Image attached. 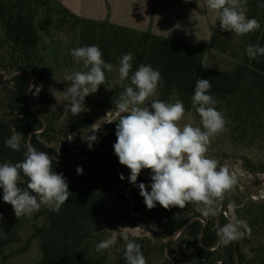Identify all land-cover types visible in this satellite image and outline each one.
I'll return each instance as SVG.
<instances>
[{
	"label": "trees",
	"instance_id": "16d2710c",
	"mask_svg": "<svg viewBox=\"0 0 264 264\" xmlns=\"http://www.w3.org/2000/svg\"><path fill=\"white\" fill-rule=\"evenodd\" d=\"M261 2L264 0H247L246 13L260 22V29L241 37L221 31L217 19L206 51L150 32L80 17L60 0H0V70L21 73L12 79L0 74V89L8 92L4 117L0 119V164L24 159V149L13 151L4 143L13 131L23 133L25 140L31 134V145L53 157V170L63 174L72 193L59 212L47 209L44 223L36 227L41 258L35 264H126L120 236L110 250L101 255L95 253L94 242L103 231V219L110 213L108 199L113 192L126 203L124 222L152 233L129 235L141 245L147 264H264V201H252L239 213V219L248 221L251 235L220 247L216 246V229L229 222L221 211L229 202L228 193L216 215L218 219L203 217L193 204L168 210L157 204L149 210L135 190L129 193L134 205L131 210L127 196V190L133 186L128 180L130 170L119 163L113 149L116 122L109 133L97 137L91 149L85 142L77 146L80 134L89 136L94 126L93 113L72 115L67 101L55 103L44 92L31 99L32 85L42 81L64 93L69 82L59 78L63 73L48 63L57 61L61 51L64 64L70 68L76 62L70 55L71 49L97 45L102 58L113 64V71L105 72L106 86L112 89L102 84L94 94L101 111L115 113L113 99L123 91L121 81L114 80L118 76V58L130 52L133 67L123 85L130 84L131 75L141 64L152 65L166 82L157 89L159 100H181L193 126H201L191 103L196 81L210 80L208 94L219 101L216 108L229 123L226 131L211 138L207 155L218 159L221 165L229 159H239L249 174L263 173L264 56L250 59L246 53L249 45L264 46V8L257 6ZM30 101L39 116L31 109ZM70 138L75 141L74 149ZM54 142L58 145L54 146ZM77 166L83 168L82 175L77 174ZM150 174V170H142L137 188L141 182L150 185ZM24 181L18 185L22 189L27 187V177ZM147 190L151 191L150 187ZM141 216L155 221L170 236H177L194 218L203 222L189 224L176 239L168 240ZM31 219L32 216L16 217L12 206L3 201L0 189V260L7 257L11 245L20 242L21 231ZM175 247L184 248L185 252L178 257L167 255Z\"/></svg>",
	"mask_w": 264,
	"mask_h": 264
},
{
	"label": "clouds",
	"instance_id": "9594fccd",
	"mask_svg": "<svg viewBox=\"0 0 264 264\" xmlns=\"http://www.w3.org/2000/svg\"><path fill=\"white\" fill-rule=\"evenodd\" d=\"M257 6L264 8V2ZM206 7L217 13L221 31L243 37L261 28L257 19L246 14L247 0H206ZM246 53L250 59L264 56V46L249 45ZM70 55L74 61L82 63L84 70L65 73L64 81L69 84L64 90V99L72 115H79L87 110L85 97L96 93L100 85L106 86L105 72H112L113 64L102 58L97 45L73 48ZM118 61L123 91L114 97L115 116L107 122H116L114 154L119 163L130 170L129 182L136 185L142 170L148 169L150 185L141 182L138 188L149 210L157 204L166 210L172 207L184 209L193 204L203 217H215L225 194L237 184V177L228 166L207 155L211 138L226 131L229 123L216 108L219 101L208 94L211 81L197 79L191 97L201 126L191 123L181 126L179 122L185 116L181 100L169 103L149 99L155 97L158 87L166 83L160 71L150 64H141L131 75L130 84L123 85L133 67V54L126 53ZM106 88L112 89L111 86ZM96 130L91 131L95 133ZM82 139L91 149L97 136L86 135ZM4 143L13 151L24 149V159L0 164L3 201L12 206L18 218L31 217L42 206L54 213L59 212L72 193L63 174L53 170V157L31 145V134L25 140L23 133L13 131ZM76 171L78 175L83 174L81 166H77ZM24 177H27L26 189L18 186L25 182ZM120 179H125L123 174ZM148 187L151 191L147 190ZM230 206H234V202ZM216 235L217 247L228 246L245 235L250 236L251 227L246 219H234L217 227ZM120 239L124 241L126 264H147L141 245L130 239L127 227L121 228ZM116 243L114 235L97 243L95 248L97 252L110 250Z\"/></svg>",
	"mask_w": 264,
	"mask_h": 264
},
{
	"label": "rangeland",
	"instance_id": "374dc122",
	"mask_svg": "<svg viewBox=\"0 0 264 264\" xmlns=\"http://www.w3.org/2000/svg\"><path fill=\"white\" fill-rule=\"evenodd\" d=\"M183 43V42H182ZM208 51V45L203 47ZM50 66H55L58 68L59 72L63 73V76H60L63 80L64 73L73 72L78 70H83L81 64L75 62L74 65H71L68 68L67 63L64 64V51L60 52V58L56 61L48 62ZM69 69V70H67ZM114 80H119V75L114 77ZM120 81V80H119ZM34 89V95H31V99L35 100L39 95L44 92L50 100H53L55 103H61L66 101L64 99V93L58 92L54 86L48 84L46 81H42L39 85H33L32 90ZM39 89V91L37 90ZM38 91V92H37ZM53 91L55 95H53ZM151 99H159L158 94L155 97H150ZM8 101V92L6 90L0 89V119L4 117L5 105ZM31 102V101H30ZM172 101L171 103H174ZM85 107L86 111H91L94 116V126L93 129H97L95 133L92 131L89 133V136L95 134L97 137L105 134L110 129V123L107 121L111 120L115 113L107 112L104 113L98 108V98L93 94H89L85 97ZM56 109V107H55ZM83 112V113H85ZM82 114V113H81ZM180 125L183 126L185 123L192 124V118L190 114H185L183 120H181ZM79 134V133H78ZM86 135L80 134L81 142L75 143V141L70 138V146L74 149L75 145H80L82 142L87 143L82 137ZM88 136V135H87ZM75 143V145H74ZM54 146H57V142L53 143ZM228 166L230 172L237 177V184L235 187L228 192V204L221 209V211H226L227 218L230 221L234 219H239V213L243 207H246L250 202H263L264 201V172L258 174H249L244 168L242 160L229 159L224 163ZM234 206H230L233 205ZM108 203L110 205L109 215L103 219L101 228L103 229L102 233H99L95 239L94 247L97 243L102 240L111 238L112 236H120L121 228L127 227L129 235L133 236H152V233L146 232L140 228L132 227L124 222L125 213H126V203L119 199L118 193L113 192L109 199ZM47 208L42 206L38 212L33 213L32 219L29 223H26L21 231V240L18 243L11 245L8 249L7 257L0 260V264H35L41 258L40 248H39V239L35 234V229L37 226H40L45 221ZM218 219V216H216ZM185 252V249L182 250L179 247H175L174 250L167 252V255H175L176 257L180 256ZM248 253V250L246 249ZM95 253L101 255L103 251L97 252L95 248ZM182 257V256H181ZM175 263V262H174ZM177 264V263H175Z\"/></svg>",
	"mask_w": 264,
	"mask_h": 264
},
{
	"label": "crops",
	"instance_id": "0c3cea01",
	"mask_svg": "<svg viewBox=\"0 0 264 264\" xmlns=\"http://www.w3.org/2000/svg\"><path fill=\"white\" fill-rule=\"evenodd\" d=\"M80 17L206 47L217 13L206 0H60Z\"/></svg>",
	"mask_w": 264,
	"mask_h": 264
},
{
	"label": "water",
	"instance_id": "95a60500",
	"mask_svg": "<svg viewBox=\"0 0 264 264\" xmlns=\"http://www.w3.org/2000/svg\"><path fill=\"white\" fill-rule=\"evenodd\" d=\"M0 74L1 75H3L6 79H12V78H14V77H16V76H18L19 74H21V73H13V74H8V73H6V72H4V71H1L0 70ZM30 75V74H29ZM33 86V85H32ZM29 97H30V92H29ZM30 107H31V109L35 112V114L37 115V116H39V114H38V112H37V110L35 109V107H34V105L30 102ZM41 118V117H40ZM113 119V118H112ZM41 120L43 121V123H44V120L41 118ZM115 123V121H113L112 123H110V129H109V131H108V133L111 131V129H112V125ZM107 133V134H108ZM106 134V135H107ZM106 135H104V136H106ZM103 136V137H104ZM102 137V138H103ZM102 138L99 140V142L102 140ZM97 148V146L89 153V155L95 150ZM132 190H135V191H137L138 193H139V190H138V188H137V186L136 185H133V186H131L128 190H127V196L129 197V193L132 191ZM129 202H130V208H131V210H133V208H134V205H133V200L129 197ZM136 216H138V215H136ZM143 219H145L149 224H150V226H151V228L153 229V230H155L156 232H158V233H160L161 235H163L164 237H166L168 240H171V239H176L177 238V236L178 235H180L183 231H184V229L185 228H187L188 226H189V224H191V223H193V222H196V221H202L201 219H199V218H194V219H192L187 225H185L182 229H180L179 231H178V233H177V236H170L167 232H165L155 221H153V220H151V219H149V218H147V217H145V216H141ZM203 222V221H202Z\"/></svg>",
	"mask_w": 264,
	"mask_h": 264
},
{
	"label": "built area",
	"instance_id": "2783aa9c",
	"mask_svg": "<svg viewBox=\"0 0 264 264\" xmlns=\"http://www.w3.org/2000/svg\"><path fill=\"white\" fill-rule=\"evenodd\" d=\"M224 214H225V216L227 217V213H226V212H224Z\"/></svg>",
	"mask_w": 264,
	"mask_h": 264
},
{
	"label": "flooded vegetation",
	"instance_id": "af4514ba",
	"mask_svg": "<svg viewBox=\"0 0 264 264\" xmlns=\"http://www.w3.org/2000/svg\"><path fill=\"white\" fill-rule=\"evenodd\" d=\"M226 212L225 210L223 211V213Z\"/></svg>",
	"mask_w": 264,
	"mask_h": 264
}]
</instances>
